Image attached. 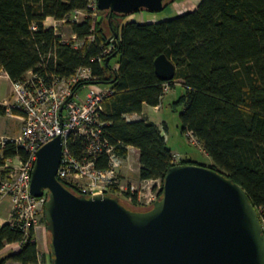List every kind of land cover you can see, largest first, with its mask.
Segmentation results:
<instances>
[{
  "label": "trees",
  "instance_id": "1",
  "mask_svg": "<svg viewBox=\"0 0 264 264\" xmlns=\"http://www.w3.org/2000/svg\"><path fill=\"white\" fill-rule=\"evenodd\" d=\"M91 1L0 0V71L13 82L24 81L30 72L50 82L89 67L95 78L74 89L93 83L111 89L101 113L104 138L121 159L128 157L130 148L138 150L139 178L161 180L158 198L174 154L163 133L166 123L151 121L143 114V105H161L166 92L179 82L185 92L173 105L183 107L182 132L191 133L212 158L210 167L243 186L264 217V0H202L196 9L174 17L124 24L127 15L114 13L109 18L107 11L98 10L97 17L71 26L78 39L95 36L81 48L46 26L48 18L62 20L75 10L92 13ZM175 1H167L164 10ZM110 36L117 42L106 55ZM161 54L176 65L171 81L159 79L155 72L154 61ZM113 58L117 61L111 64ZM11 112L21 114L16 107ZM7 114L8 108L0 105V116ZM69 146L76 156L80 154V139ZM16 156L25 159L27 151L8 140L0 149V166ZM97 166H108L106 154ZM127 197L142 207L136 194ZM42 220L46 226L44 216ZM34 235V230L26 235L9 222L1 225L0 252L9 244L20 245L0 264L7 260L36 264L39 248ZM50 260L52 264L51 252Z\"/></svg>",
  "mask_w": 264,
  "mask_h": 264
},
{
  "label": "water",
  "instance_id": "2",
  "mask_svg": "<svg viewBox=\"0 0 264 264\" xmlns=\"http://www.w3.org/2000/svg\"><path fill=\"white\" fill-rule=\"evenodd\" d=\"M167 1L97 0V6L111 18L161 12ZM154 65L159 79H174L176 65L165 54ZM62 148L59 136L40 147L31 175V193L48 192L52 264H264L261 215L243 186L222 172L174 164L162 197L137 210L115 195L87 196L64 186L57 178Z\"/></svg>",
  "mask_w": 264,
  "mask_h": 264
},
{
  "label": "built area",
  "instance_id": "3",
  "mask_svg": "<svg viewBox=\"0 0 264 264\" xmlns=\"http://www.w3.org/2000/svg\"><path fill=\"white\" fill-rule=\"evenodd\" d=\"M89 8L92 13L75 10L62 20L54 21L72 26L82 23L88 17H97L99 10L97 0H92ZM49 27L56 28V24ZM73 35V45L76 48L83 47L86 42H92L95 37L91 34L78 39L75 34ZM116 40L113 36L109 37L110 45L104 54H110L114 50ZM94 78L89 67H80L67 78H54L46 82L42 76L30 72L24 81L13 83L14 101L10 107H16L23 112L24 123L22 131L17 136L12 138L0 136V149L11 140L27 151V157L25 159L20 156L9 157L6 163L0 166V201L6 197L11 199L9 223L24 231L26 235H29L31 230L35 232L42 225L45 227L42 219L48 195L44 192L41 197H36L31 193V175L37 160V151L57 136L61 137L63 143L57 178L64 186L68 185L77 190L78 194L87 196L109 194L114 188L116 190L114 194H136L139 202L146 199L142 196L141 190L126 180L123 159L115 154L114 148L104 138L105 122L101 118V113L106 97L112 92L111 89L95 83L83 86L86 89L85 95H81V90L74 89L80 82ZM168 89V86L165 87V90ZM188 135L193 137L191 133ZM79 139L82 147L80 154L76 156L69 144H74ZM103 154L108 156L106 168L97 166ZM173 162L180 163L175 154ZM141 182L159 184L157 192H154L153 186L147 187L150 197L146 204H152L158 199L161 180ZM33 241H36L35 235Z\"/></svg>",
  "mask_w": 264,
  "mask_h": 264
},
{
  "label": "rangeland",
  "instance_id": "4",
  "mask_svg": "<svg viewBox=\"0 0 264 264\" xmlns=\"http://www.w3.org/2000/svg\"><path fill=\"white\" fill-rule=\"evenodd\" d=\"M167 13H168L167 9L157 13H152L144 10L137 12V14L135 15H137L138 19H141L142 16H145L146 19L149 18L161 19L163 16H167ZM131 16L126 17L122 21V23L124 24V22H128L129 20H132L135 17L134 15ZM45 24L47 27L56 24L55 30L62 37L63 40L68 42L74 41V35L72 33V28L70 25L56 23L54 19H49L48 21H46ZM107 34H109V32ZM116 61L117 58H113L111 60V64L116 63ZM184 92L185 90L183 86L177 84L173 89H170L168 90V92H166L161 102V106L158 110H154L153 108L147 107V112H149L150 118L155 120L156 122L160 123L161 121H164L166 123L167 130H163V133L166 137L168 146L172 149L173 154H175L178 157L180 162L182 159L183 160L188 159L191 160L192 162H195L196 164H201L205 166H208V162L214 164L212 158L208 157L205 154V152H203L202 147L195 141V138L182 132L180 113L183 107L174 106L173 104L174 102L178 101L179 97ZM80 93L81 95H85L86 89L85 88L81 89ZM13 101H14V91L11 102L6 106L9 110L8 114L5 116H0V136L12 138L20 134V132L22 131V127L24 123L22 119V117H24L23 112L21 111L20 115L13 114L11 112L12 107L10 106L13 103ZM129 155H130L129 162L131 163V165L129 169V174L125 176L126 180L130 181L132 183V186H134L138 190H141V192L143 193L142 196H144L147 200L142 199L143 202H140V204H142V207H136L132 204L131 200L129 199V197H127L126 194L124 195L123 193H117L115 194V196H118L125 205L133 209L144 210L150 207L151 205V204H146L148 203V199H149L148 197H150V193L149 190H147V187L153 186L154 192L155 191L157 192V190L159 189V184L156 182H141L139 178L140 163H139L138 153L135 151L134 148H132L129 150ZM46 194H48L47 191ZM261 220L264 226V217L261 216ZM45 229L48 235L47 249L49 250V252H51L50 234L46 226Z\"/></svg>",
  "mask_w": 264,
  "mask_h": 264
},
{
  "label": "crops",
  "instance_id": "5",
  "mask_svg": "<svg viewBox=\"0 0 264 264\" xmlns=\"http://www.w3.org/2000/svg\"><path fill=\"white\" fill-rule=\"evenodd\" d=\"M202 0H177L174 3L170 5V7L167 9L168 13L167 16H163L161 19H167L170 17H174L177 15H180L182 13H185L187 11H192L198 7ZM137 14V13H135ZM133 14L135 17L132 20L138 21V22H143V21H148V22H154L158 21L161 19L158 18H149L146 19L145 16H142L141 19L137 18V15ZM131 16V15H130ZM132 17V16H131ZM52 18H48L47 21ZM131 21V20H129ZM126 23V22H124ZM118 66V64H117ZM181 85L180 83H177ZM176 84V85H177ZM12 95H13V81L10 79L8 74L5 71H0V105L6 107L12 100ZM161 105L159 106H149L147 104L143 105V114H145L151 121L156 122L155 120L150 118L149 112H147V107L148 108H153L154 110H158ZM136 116V115H135ZM158 125L161 126L164 121H161L160 123L156 122ZM132 149V148H130ZM129 149V150H130ZM135 151L138 153V150L135 149ZM204 152V150H203ZM206 154V153H205ZM208 157H210L208 154H206ZM211 158V157H210ZM130 160V155L126 159H123V173L126 176L129 174V169L131 163L129 162ZM213 163L208 162V166H212ZM128 171V172H127ZM11 199L9 197L4 198L2 201H0V226L9 222V218L11 215ZM35 236L37 238V245L39 248V259L36 264H50V252L47 249V232L44 227V225L40 226L39 228L36 229L35 231ZM20 244L19 243H14V244H9L6 246L4 250L0 252V260L1 258L9 255L12 253L15 249L18 248ZM5 264H21L19 262H15L13 260H7Z\"/></svg>",
  "mask_w": 264,
  "mask_h": 264
}]
</instances>
